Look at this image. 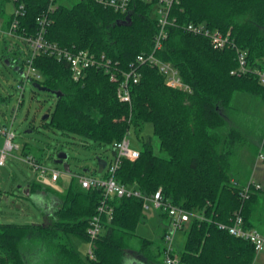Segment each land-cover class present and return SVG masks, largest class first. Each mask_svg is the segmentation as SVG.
I'll return each instance as SVG.
<instances>
[{
	"label": "trees",
	"instance_id": "16d2710c",
	"mask_svg": "<svg viewBox=\"0 0 264 264\" xmlns=\"http://www.w3.org/2000/svg\"><path fill=\"white\" fill-rule=\"evenodd\" d=\"M4 2L13 3L15 10L23 7L17 18L18 36L34 37L39 31L37 19L45 15L49 42L73 53L105 55L116 72L133 66L141 73L139 83L132 86L130 107L119 100L117 84L104 69L92 68L75 82L66 61L39 55L33 67L43 79L30 83L61 93L59 97L49 93L55 104L44 128L85 138L93 142V149L111 147L115 155L114 144L127 132L151 124L160 151L167 157L157 156L151 143H142L136 161L121 162L117 182L137 187L145 195L162 189L166 200L193 214L184 230L182 263L253 264L254 246L219 226L230 225L237 212L249 229L259 231L264 224L260 214L264 190L251 186L246 194L247 179H232L234 159L249 134L259 139L264 157V120L231 106L235 92L255 96L264 104V86L255 74V70H264V0H181L172 9L175 23L168 28V38L157 56L179 70L192 93L168 87L156 68L137 62L139 55L150 53L154 46L158 32L155 4L137 1L130 13L121 14L99 0H80L73 6L57 0ZM51 5L57 6L55 12L50 11ZM13 17L14 13L8 26ZM127 17L130 23L119 26ZM189 24L230 33L231 45L214 49L208 38L188 33ZM29 51L31 56L30 47ZM241 52L246 54L250 72L233 75ZM30 56L24 59L15 53L1 60L8 64L7 59L15 68L22 59L25 68ZM24 71L20 69L23 78ZM27 188L29 197L55 198L53 209L45 212L39 225L0 223V264H125L129 253L145 264H164L168 232L163 233V243L137 234L146 213L141 199L115 197L110 202L113 219L105 221L102 234L93 242L91 259L74 250L70 236L90 242L87 231L104 200L103 189H83L74 178L63 193L44 188L37 180ZM2 195L0 191V199Z\"/></svg>",
	"mask_w": 264,
	"mask_h": 264
},
{
	"label": "rangeland",
	"instance_id": "374dc122",
	"mask_svg": "<svg viewBox=\"0 0 264 264\" xmlns=\"http://www.w3.org/2000/svg\"><path fill=\"white\" fill-rule=\"evenodd\" d=\"M79 1L57 0L59 4L66 6H73ZM15 9L13 3L0 0V21H7ZM7 45L19 46L24 59L30 56L29 47L25 42L17 38L0 37V57L6 56L4 52ZM24 69V72L27 73L28 67L26 66ZM22 82L25 84L23 92L18 89ZM54 104L55 98L51 97L48 92L35 89L19 73L14 72V68L4 64L0 59V128L4 125L11 126L13 123L12 128L16 134L14 145L20 147V150L11 152L5 165L0 167V191L3 192L0 199V223L39 225L44 221L46 210H49L50 200L48 197L43 200L36 195L30 197L27 195V185L32 180H37L44 188H53L52 184L41 176L42 171L36 172L24 162L27 157L40 160L43 168L48 170L47 176L53 169L63 172V166L56 164L53 160L56 149L59 147L58 149L70 154L73 173H85L99 177L103 175L98 173V159L105 157L107 161H111L114 158L111 147L103 150L93 149V142L85 138L69 137L60 131L45 129L43 125L48 119L44 120V117L53 110ZM231 106L255 116L261 121L264 120V104L255 96L235 92ZM130 139L133 148L137 150L141 149L142 143H151L157 156L167 157L165 152L160 151L159 140L153 136V127L149 123L145 124L141 131L132 129ZM246 139L247 144L234 159L232 179L242 181L246 180L247 176H252L254 180L264 184V159L260 158L263 154L261 152L262 144L255 134H249ZM4 146L5 137L0 134V156ZM66 178H69V175L63 174L60 179L65 188L71 183L66 181ZM262 189L264 190L263 186ZM52 209L53 207L49 211L51 212ZM157 212L144 213L145 218L138 225L137 234L156 243H163V233L170 232L169 219ZM260 214L264 217V206L261 208ZM258 229L264 235V224L260 225ZM186 240V231L174 234L172 246L176 255L180 256ZM70 244L81 257L85 258L88 255L89 243L85 240L70 236ZM127 259L125 264L143 263L133 253H129Z\"/></svg>",
	"mask_w": 264,
	"mask_h": 264
},
{
	"label": "built area",
	"instance_id": "2783aa9c",
	"mask_svg": "<svg viewBox=\"0 0 264 264\" xmlns=\"http://www.w3.org/2000/svg\"><path fill=\"white\" fill-rule=\"evenodd\" d=\"M100 3L115 9L121 14H128L131 11L133 4L137 1L155 4L156 13L158 16V32L154 39V46L150 53H144L138 56L137 62L140 65H149L152 68H156L159 73L165 77L166 85L172 89L179 90L186 93H192L190 85L186 84L179 70L174 67L172 63L162 61L158 58L157 54L163 48L164 42L168 38V28L174 25L175 20H171L172 9L181 4V0H99ZM23 7L21 6L14 12V17L11 24L7 29H4L3 22L0 21V37L7 36L10 38H17L25 40L30 47L31 56L28 60V72L25 74V80L28 82L42 80V75L33 67V61L41 54L49 55L57 58L59 61H66L71 69L72 79L75 82L81 81L88 70L104 69L109 74L111 82L117 84V96L119 100L132 106V86L137 85L141 79V73L139 68L133 66L127 70H120L116 72L113 68V62L105 55L96 56L89 51L70 52L68 50L60 48L58 45L49 42L45 38L46 34V21L44 16H40L37 19L39 23L38 33L31 38L20 37L17 35L19 28L18 17L22 14ZM57 6L51 5L50 11L55 12ZM186 31L193 35L203 36L208 38L214 49L224 50L231 45V34L223 33L219 30H211L205 25L189 24L186 26ZM239 66L233 70L231 74L241 76L250 72L248 68L246 54L240 53L238 56ZM255 74L261 85L264 86V70H255ZM22 92L25 90V84L22 83L18 86ZM124 120V118L122 119ZM12 125H4L0 128V134L5 137V146L1 151L0 167L4 166L6 160L11 152L14 150H20L18 145H14L16 134L12 128ZM115 150L114 158L107 162V166L104 170L106 177L93 176L85 173H71V178L78 181L79 185L86 190L93 188L103 189L104 200L98 207L97 214L90 221V226L87 231L90 242L88 255L91 259H94L93 242L102 234L104 230L105 221H111L113 219V208L110 205L111 201L115 198H137L143 201V210L158 211L166 215L169 219L170 232L165 237V253L164 264H184L181 262L180 256L176 255L172 246L173 237L176 232L184 231L193 217V214L188 211L174 205L170 200H166L163 197L162 189L151 195L143 194L140 189L134 186H124L117 182L116 173L124 159L130 161H136L139 156V150L133 148L132 140L130 139V131L127 132L125 137L116 142L113 146ZM261 159L264 157L261 155ZM24 162L29 165L34 171L41 172V176L51 184L56 183L62 177L65 172L58 169L50 171L47 176L48 170L43 168L34 157H27ZM255 189H262L260 184L250 183L246 187V194H248L250 187ZM220 229L227 231L230 235L250 242L254 248L256 254L264 251V236L256 229H249L245 226L244 218L241 212H237L230 225L221 224ZM168 243V244H167Z\"/></svg>",
	"mask_w": 264,
	"mask_h": 264
},
{
	"label": "water",
	"instance_id": "95a60500",
	"mask_svg": "<svg viewBox=\"0 0 264 264\" xmlns=\"http://www.w3.org/2000/svg\"><path fill=\"white\" fill-rule=\"evenodd\" d=\"M127 23H130L129 17H127V19L125 21H123L122 23H120L119 26H121V25H127ZM20 61L21 60L19 59L16 62V64H15L16 67L14 68V72L19 73L21 76H23V73L20 72V69H21V67L19 66V62ZM6 63H8V65H10L7 60H6ZM33 87L35 89L39 90V91L51 93L55 97L61 96V93L60 92L51 91V90H49L47 88L42 87L40 84H37V83L33 84ZM47 119H49V114L44 117V120H47ZM69 159H70V154L69 153H66L64 151H57V152H55V154L53 156L54 162L56 164L62 165L63 168H64V172L65 173L71 174L73 171L71 169L70 163H68ZM98 162H99V165H98V167H99L98 173L99 174H103V172H104V170L106 168L107 162L105 160H103V159H100V158L98 159ZM27 195H29V192H28Z\"/></svg>",
	"mask_w": 264,
	"mask_h": 264
},
{
	"label": "crops",
	"instance_id": "0c3cea01",
	"mask_svg": "<svg viewBox=\"0 0 264 264\" xmlns=\"http://www.w3.org/2000/svg\"><path fill=\"white\" fill-rule=\"evenodd\" d=\"M12 15V14H11ZM11 15H10V17H11ZM9 17V18H10ZM9 18L7 19V21H5V22H3V27H4V29H7L8 28V21H9ZM1 37H7V36H1ZM18 48V46H8L7 45V47H6V50H5V52H4V54L6 55V56H9V55H11V56H13L15 53L16 54H20V56H21V58H24L22 55H21V51L19 50V49H17ZM5 56H2V57H0V59H3ZM7 60V59H6ZM8 61V60H7ZM13 64H15L14 62H13ZM21 70H24V68L22 69L21 68ZM106 162H108L107 160H105ZM107 166V165H106ZM73 173V172H72ZM65 174H67V175H69V178H66V181H69V183L71 182V175L70 174H68V173H65ZM61 179V178H60ZM60 179H59V181L58 182H56V183H53L52 184V186H53V188H48V189H52L53 191H55V192H57V193H63L67 188H68V186L65 188L64 187V183L62 184L61 183V181H60ZM245 181V180H244ZM240 182V181H239ZM250 182H254V183H256V184H260L261 186H263L264 187V184H263V182H260V181H256V180H254V177H252V176H250L249 178H247V180L245 181V184H249ZM39 198H42L43 200L46 198V197H44V196H39ZM48 199L50 200V201H52V202H50L49 201V210L51 209V207H53V204L52 203H54L55 202V198H53L52 196L51 197H48ZM46 201H48L47 199H46ZM45 204V203H44ZM158 213V212H157ZM159 214V213H158ZM160 215V214H159ZM264 236V235H263ZM142 264H145L144 262L142 263ZM253 264H264V251L262 252V253H259V254H256V259H255V261H254V263Z\"/></svg>",
	"mask_w": 264,
	"mask_h": 264
},
{
	"label": "flooded vegetation",
	"instance_id": "af4514ba",
	"mask_svg": "<svg viewBox=\"0 0 264 264\" xmlns=\"http://www.w3.org/2000/svg\"><path fill=\"white\" fill-rule=\"evenodd\" d=\"M21 60H22V59H21ZM19 66H20L21 68H23V60H22V62H21V61L19 62ZM58 148H59V147H58ZM58 148L56 149V152H57V151H62V150H60V149H58ZM70 157H71V156H70ZM68 163H71V162H70V159H69ZM47 211H48V210H46V212H47Z\"/></svg>",
	"mask_w": 264,
	"mask_h": 264
}]
</instances>
